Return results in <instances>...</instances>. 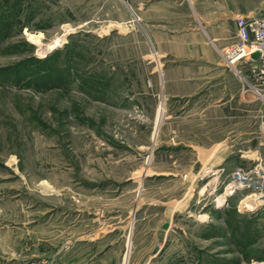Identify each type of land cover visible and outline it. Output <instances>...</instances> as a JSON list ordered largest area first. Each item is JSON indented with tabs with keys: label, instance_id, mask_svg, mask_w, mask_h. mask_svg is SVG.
<instances>
[{
	"label": "rangeland",
	"instance_id": "rangeland-1",
	"mask_svg": "<svg viewBox=\"0 0 264 264\" xmlns=\"http://www.w3.org/2000/svg\"><path fill=\"white\" fill-rule=\"evenodd\" d=\"M150 8L0 0V264H264V88L172 96Z\"/></svg>",
	"mask_w": 264,
	"mask_h": 264
},
{
	"label": "crops",
	"instance_id": "crops-1",
	"mask_svg": "<svg viewBox=\"0 0 264 264\" xmlns=\"http://www.w3.org/2000/svg\"><path fill=\"white\" fill-rule=\"evenodd\" d=\"M261 4L262 0H151L150 36L160 46L156 70H161L163 81L167 78L168 93L191 95L205 81L216 80L211 79L216 74H225L228 68L219 49L236 40L237 18L259 14Z\"/></svg>",
	"mask_w": 264,
	"mask_h": 264
},
{
	"label": "built area",
	"instance_id": "built-area-1",
	"mask_svg": "<svg viewBox=\"0 0 264 264\" xmlns=\"http://www.w3.org/2000/svg\"><path fill=\"white\" fill-rule=\"evenodd\" d=\"M237 26L236 40L222 51L224 62L234 69H237L238 65L252 64V71L259 83L256 88L261 94V89L264 88V0L259 14L239 16ZM257 51L260 55L254 58L253 54Z\"/></svg>",
	"mask_w": 264,
	"mask_h": 264
},
{
	"label": "bare ground",
	"instance_id": "bare-ground-1",
	"mask_svg": "<svg viewBox=\"0 0 264 264\" xmlns=\"http://www.w3.org/2000/svg\"><path fill=\"white\" fill-rule=\"evenodd\" d=\"M71 31V30H70ZM66 33V32H65ZM68 35V34H67ZM65 36H66V34L65 35H63V36H59V37H56L53 41H49L48 43H45V44H43V42L36 36L34 39L35 40H33L35 43H37L38 45H39V49H38V53L39 54H41V55H47L48 53H50V52H52V51H54V50H56L59 46H61L62 45V43H63V41H64V38H65ZM162 111H163V107H162V105H159V107H158V110H157V112H158V115H157V118H156V124H155V126L157 127V124L159 123V120H161L160 118H161V114H162ZM157 131V130H156ZM48 182V181H47ZM48 184V183H47ZM50 185V184H49ZM204 188L200 191L201 193H203L204 192ZM204 194V193H203ZM224 196V195H223ZM253 196L251 195V196H247L246 198H244L243 200H242V203H249V201L250 200H252L253 201V199H251ZM221 199V198H220ZM255 200H256V197H255ZM220 202L222 201V200H219ZM251 202V201H250ZM246 204V205H247ZM252 205V204H251ZM127 261H128V254H126V256H125V264H127Z\"/></svg>",
	"mask_w": 264,
	"mask_h": 264
},
{
	"label": "water",
	"instance_id": "water-1",
	"mask_svg": "<svg viewBox=\"0 0 264 264\" xmlns=\"http://www.w3.org/2000/svg\"><path fill=\"white\" fill-rule=\"evenodd\" d=\"M259 55H260V52H259V51H257V52H255V53L253 54V57H254V58H258V57H259Z\"/></svg>",
	"mask_w": 264,
	"mask_h": 264
}]
</instances>
